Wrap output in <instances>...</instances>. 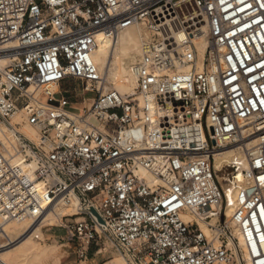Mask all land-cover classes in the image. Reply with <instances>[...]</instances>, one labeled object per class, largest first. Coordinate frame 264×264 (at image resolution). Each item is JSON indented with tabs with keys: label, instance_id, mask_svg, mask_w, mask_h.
<instances>
[{
	"label": "built area",
	"instance_id": "2783aa9c",
	"mask_svg": "<svg viewBox=\"0 0 264 264\" xmlns=\"http://www.w3.org/2000/svg\"><path fill=\"white\" fill-rule=\"evenodd\" d=\"M133 26L149 38L121 94L93 52ZM1 61L0 255L6 226L63 208L81 257L106 237L128 264H264V0H0ZM71 80L95 94L80 112ZM249 121L258 145L228 202L238 166L220 176L214 155Z\"/></svg>",
	"mask_w": 264,
	"mask_h": 264
},
{
	"label": "bare ground",
	"instance_id": "6f19581e",
	"mask_svg": "<svg viewBox=\"0 0 264 264\" xmlns=\"http://www.w3.org/2000/svg\"><path fill=\"white\" fill-rule=\"evenodd\" d=\"M147 31L141 26H133L122 31L113 40L99 36L97 47L93 52L94 63L98 66L100 72L104 73L107 80L111 83L114 90L121 94L132 93L135 88V77L131 71V66H126V60H132L134 55H140L142 41L148 39ZM180 39L183 37L180 36ZM193 43L197 48L199 58L201 59L207 47V41L204 35L197 34ZM135 62V61H134ZM133 62V63H134ZM4 62H0L3 66ZM249 122L242 124V131L246 139L243 144L233 145L218 151L214 155V169L218 173L225 167L232 165L238 166L234 182L224 185V191L228 202H233V196L244 184L243 171L247 169V152L252 153L258 145L256 136H251V127ZM19 133L26 136L31 141L36 140L33 131L25 127ZM8 131L0 128V141L6 142L9 138ZM142 174H144L142 172ZM145 175V174H144ZM227 216L232 212L231 207L226 208ZM74 215L70 209H55L53 213L46 215L38 223L31 225L28 222L11 224L4 228L7 237L16 241L12 246L5 249L0 258L5 264H60L56 255V245H42L38 241L44 240L43 229L49 227L62 226V217ZM189 219V218H186ZM191 219V218H190ZM199 228L208 234V227L205 223L198 221ZM59 248V247H58ZM72 260V259H71ZM53 262V263H52ZM65 263V262H64ZM106 264H128L124 257H118L110 260Z\"/></svg>",
	"mask_w": 264,
	"mask_h": 264
},
{
	"label": "rangeland",
	"instance_id": "374dc122",
	"mask_svg": "<svg viewBox=\"0 0 264 264\" xmlns=\"http://www.w3.org/2000/svg\"><path fill=\"white\" fill-rule=\"evenodd\" d=\"M138 55H134L132 60H126V66H131L136 61ZM63 90H68L66 96L71 99L72 102H78L77 105H71L70 110L73 112H80L79 102L84 99H91L95 96L94 93L82 92L81 83L78 81H67L62 85ZM88 106V104L86 103ZM24 130V129H22ZM231 167V166H229ZM229 167H225L220 176L225 175L230 171ZM228 168V169H226ZM232 182V181H231ZM74 220V219H73ZM68 221H64L66 224ZM44 234V240L38 241L42 245H56V255L60 264H106L118 257L120 254L114 249L110 241L106 237H102L97 243H91L84 249L86 255L81 257L79 251H77L75 245L66 243L65 230L61 226L49 227L42 230ZM72 259V260H71ZM65 262V263H64ZM53 263V262H52ZM55 264V263H54Z\"/></svg>",
	"mask_w": 264,
	"mask_h": 264
},
{
	"label": "water",
	"instance_id": "95a60500",
	"mask_svg": "<svg viewBox=\"0 0 264 264\" xmlns=\"http://www.w3.org/2000/svg\"><path fill=\"white\" fill-rule=\"evenodd\" d=\"M93 214H95L93 211H91Z\"/></svg>",
	"mask_w": 264,
	"mask_h": 264
},
{
	"label": "crops",
	"instance_id": "0c3cea01",
	"mask_svg": "<svg viewBox=\"0 0 264 264\" xmlns=\"http://www.w3.org/2000/svg\"><path fill=\"white\" fill-rule=\"evenodd\" d=\"M63 84H64V83H63ZM63 84H62V85H63ZM62 85H61V88H62Z\"/></svg>",
	"mask_w": 264,
	"mask_h": 264
}]
</instances>
